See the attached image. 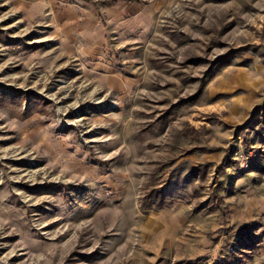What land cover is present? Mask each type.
Returning <instances> with one entry per match:
<instances>
[{
    "label": "rangeland",
    "instance_id": "obj_1",
    "mask_svg": "<svg viewBox=\"0 0 264 264\" xmlns=\"http://www.w3.org/2000/svg\"><path fill=\"white\" fill-rule=\"evenodd\" d=\"M193 260L264 264V0H0V264Z\"/></svg>",
    "mask_w": 264,
    "mask_h": 264
},
{
    "label": "trees",
    "instance_id": "obj_2",
    "mask_svg": "<svg viewBox=\"0 0 264 264\" xmlns=\"http://www.w3.org/2000/svg\"><path fill=\"white\" fill-rule=\"evenodd\" d=\"M209 166V163H200L197 166L191 167L189 174L181 181L173 179L166 181L162 186L151 189L142 200L143 211L147 213L152 208L161 209L173 204L177 199L183 198L184 196L182 193L185 191V185L191 184L199 176L205 177ZM195 194L198 195L199 192L196 190ZM201 208V205L196 206L195 211H199ZM250 228H252L251 225L244 226L242 231L245 232ZM179 264H198V261L193 260L187 263L179 262Z\"/></svg>",
    "mask_w": 264,
    "mask_h": 264
}]
</instances>
